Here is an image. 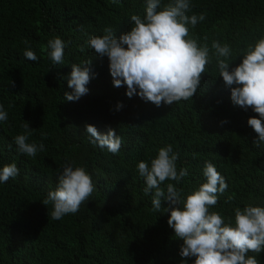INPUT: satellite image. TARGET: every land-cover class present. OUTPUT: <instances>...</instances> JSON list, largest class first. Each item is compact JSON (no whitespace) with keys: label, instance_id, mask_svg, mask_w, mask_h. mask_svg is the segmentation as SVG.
<instances>
[{"label":"trees","instance_id":"obj_1","mask_svg":"<svg viewBox=\"0 0 264 264\" xmlns=\"http://www.w3.org/2000/svg\"><path fill=\"white\" fill-rule=\"evenodd\" d=\"M146 2L0 0V104L8 113L0 122V168L15 163L19 169L18 176L0 183V264H182L183 241L168 225L170 211L163 210L169 202L152 211L137 167L140 161L150 165L169 144L179 153L177 169L186 168L188 175L162 188L173 183L186 198L206 182L208 161L228 185L210 211L227 223L234 222L236 207H264V143L254 145L257 134L247 123L258 114L233 103L211 50L214 40L227 43L231 67L241 63V49L264 37V0H190L188 15L205 13L206 19L195 28L188 25L189 36L200 46L207 43L212 60L192 100L161 107L138 95L129 98L126 85L114 87L108 57L87 46L106 27L117 39L130 31L131 16L143 17ZM56 37L66 46L64 63L53 65L47 42ZM28 47L36 61L25 58ZM90 59L97 75L86 85L88 93L67 101L64 94L73 89L64 77L72 64ZM26 121L32 128L27 142L45 146L34 158L14 143ZM87 124L101 134L115 129L122 140L119 153L93 146ZM65 164L85 168L95 191L77 213L51 220L52 206L42 201L55 190L57 170ZM248 255L264 264V251Z\"/></svg>","mask_w":264,"mask_h":264},{"label":"clouds","instance_id":"obj_2","mask_svg":"<svg viewBox=\"0 0 264 264\" xmlns=\"http://www.w3.org/2000/svg\"><path fill=\"white\" fill-rule=\"evenodd\" d=\"M115 2L117 0H113ZM161 5L162 0H147L145 15H132L133 26L119 39L111 27H106L104 35H93L87 42L88 48L96 55L108 57L114 87L126 85L129 98L138 95L156 107L192 100L212 60L207 43L200 46L189 36L188 25L195 28L206 19V14L188 15L190 0H170ZM65 46L59 37L47 42V56L53 65L64 63ZM211 50H214L212 55L219 76L231 89L233 103L245 111L251 108L258 114V118L252 116L247 123L257 134L254 145L259 147L264 143V37L241 49L242 62L235 67H231L232 48L229 44L214 40ZM80 51H84L83 46ZM23 54L28 60L38 59L30 47ZM91 64L90 59L83 62V66L71 65V73L64 77L68 87L73 89L72 93L64 94L67 101H77L88 93L86 85L97 75L91 71ZM117 107L122 108L123 104ZM7 119L8 113L0 104V122ZM21 127L24 132L14 137V143L19 153L34 158L38 151L45 150V146L27 142L32 134L29 122L22 123ZM85 127L93 146L106 148L112 154L119 153L122 140L115 129L109 127L107 134H101L91 124ZM178 158L179 153L174 152L169 144L158 150L150 165L140 161L137 167L145 181L144 194H151L152 211L160 212L162 202H169V207H163V210L170 211L168 225L174 229L175 237L183 241L179 252L182 264H188L192 258L193 264H259L256 256L248 253L264 251V207L250 204L244 208L236 207L234 222L230 219L227 223L220 213L210 211L228 185L224 176L208 161L203 169L206 182L186 198L173 183L162 188L166 181L179 183L188 175L186 168L177 169ZM57 171L58 184L42 201L45 206H52L51 220H61L67 214L77 213L81 204L95 191L92 177L85 168L65 164L62 171ZM18 174L15 163L6 164L0 168V183H6Z\"/></svg>","mask_w":264,"mask_h":264}]
</instances>
